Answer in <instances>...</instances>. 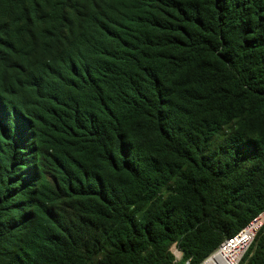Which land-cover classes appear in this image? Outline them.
I'll use <instances>...</instances> for the list:
<instances>
[{
    "label": "trees",
    "instance_id": "1",
    "mask_svg": "<svg viewBox=\"0 0 264 264\" xmlns=\"http://www.w3.org/2000/svg\"><path fill=\"white\" fill-rule=\"evenodd\" d=\"M263 212L264 0H0V264H199Z\"/></svg>",
    "mask_w": 264,
    "mask_h": 264
},
{
    "label": "bare ground",
    "instance_id": "2",
    "mask_svg": "<svg viewBox=\"0 0 264 264\" xmlns=\"http://www.w3.org/2000/svg\"><path fill=\"white\" fill-rule=\"evenodd\" d=\"M261 217L251 223L255 224L258 220L259 223H261L263 220H260ZM251 223L243 229L240 235L236 236V238L229 243H223L219 249L206 258L201 264H237L242 252L257 230L251 228Z\"/></svg>",
    "mask_w": 264,
    "mask_h": 264
},
{
    "label": "built area",
    "instance_id": "3",
    "mask_svg": "<svg viewBox=\"0 0 264 264\" xmlns=\"http://www.w3.org/2000/svg\"><path fill=\"white\" fill-rule=\"evenodd\" d=\"M223 244V243H222ZM170 251H171V253L173 254V256H174V261H178V260H180L181 259V257H182V251L178 248V246L175 244V243H173V244H171V246H170ZM213 254V253H212ZM210 256V255H209ZM208 256V257H209ZM207 257V258H208ZM206 259V258H205ZM204 259V260H205ZM203 260V261H204ZM202 261V262H203ZM202 262H200L199 264H201ZM186 263H188V261L186 262Z\"/></svg>",
    "mask_w": 264,
    "mask_h": 264
},
{
    "label": "rangeland",
    "instance_id": "4",
    "mask_svg": "<svg viewBox=\"0 0 264 264\" xmlns=\"http://www.w3.org/2000/svg\"><path fill=\"white\" fill-rule=\"evenodd\" d=\"M262 216H263V215H262ZM260 220H261V219H260ZM263 222H264V218H263V220L261 221V223H259V220H258V222H256L255 224H252V225H251V228H253L254 230H256V229H258V227H259ZM256 231H257V230H256ZM255 233H256V232H255ZM254 235H255V234H254ZM253 238H254V236H253ZM253 238L249 241L247 247H246V248L244 249V251L242 252V254H241L239 260L237 261V264H238V262L240 261L241 257L244 255V253H245V251L247 250V248L249 247V245H250L251 241L253 240Z\"/></svg>",
    "mask_w": 264,
    "mask_h": 264
},
{
    "label": "water",
    "instance_id": "5",
    "mask_svg": "<svg viewBox=\"0 0 264 264\" xmlns=\"http://www.w3.org/2000/svg\"><path fill=\"white\" fill-rule=\"evenodd\" d=\"M263 214H264V212L261 213L256 219H258L259 217H261ZM256 219H254V221H255ZM242 231H243V230H241L236 236L240 235ZM236 236H234V237L231 238V239L226 240L224 243H229V242H231L233 239L236 238ZM221 245H222V244H221ZM221 245H220V246H221Z\"/></svg>",
    "mask_w": 264,
    "mask_h": 264
},
{
    "label": "clouds",
    "instance_id": "6",
    "mask_svg": "<svg viewBox=\"0 0 264 264\" xmlns=\"http://www.w3.org/2000/svg\"><path fill=\"white\" fill-rule=\"evenodd\" d=\"M253 222V221H252Z\"/></svg>",
    "mask_w": 264,
    "mask_h": 264
}]
</instances>
